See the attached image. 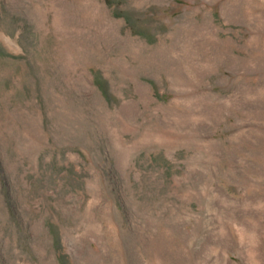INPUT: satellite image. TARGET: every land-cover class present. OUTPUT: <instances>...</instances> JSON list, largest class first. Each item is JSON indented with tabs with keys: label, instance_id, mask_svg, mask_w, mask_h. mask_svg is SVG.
<instances>
[{
	"label": "rangeland",
	"instance_id": "374dc122",
	"mask_svg": "<svg viewBox=\"0 0 264 264\" xmlns=\"http://www.w3.org/2000/svg\"><path fill=\"white\" fill-rule=\"evenodd\" d=\"M0 264H264V0H0Z\"/></svg>",
	"mask_w": 264,
	"mask_h": 264
}]
</instances>
